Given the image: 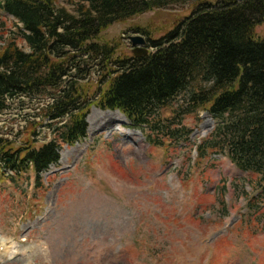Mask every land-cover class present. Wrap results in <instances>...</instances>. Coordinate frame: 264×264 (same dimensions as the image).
Wrapping results in <instances>:
<instances>
[{"label": "rangeland", "instance_id": "obj_1", "mask_svg": "<svg viewBox=\"0 0 264 264\" xmlns=\"http://www.w3.org/2000/svg\"><path fill=\"white\" fill-rule=\"evenodd\" d=\"M76 1L59 5L73 12ZM191 10L188 2L147 12L114 23L97 41L130 57L133 28L158 38ZM0 24L1 48L14 27L1 11ZM254 37H264V21ZM17 45L26 49L23 41ZM40 104L23 98L0 113V135L11 148L29 136V121L40 122L36 146L52 138L46 124L55 121L40 118ZM116 113L92 105L86 137L60 143L58 163L41 173L39 184L31 169L10 178L0 163V237L7 248L26 254L0 258V264H264V195L257 206L248 201L260 192L259 175L212 152L197 164L195 148L216 125L211 116L186 115L188 141L175 146L159 134V147L145 140L148 130Z\"/></svg>", "mask_w": 264, "mask_h": 264}, {"label": "trees", "instance_id": "obj_2", "mask_svg": "<svg viewBox=\"0 0 264 264\" xmlns=\"http://www.w3.org/2000/svg\"><path fill=\"white\" fill-rule=\"evenodd\" d=\"M60 1L0 0L14 27L0 48V113L26 98L42 101L38 115L55 121L46 124L52 138L38 146L39 120L27 123L29 136L15 149L0 135L1 164L18 177L31 169L39 184L41 173L58 163L60 143L86 137L94 104L118 110L159 147V134L175 146L186 143L183 117L205 111L216 125L195 148L197 164L208 152L223 154L239 170L259 175L260 192L248 201L263 197L264 37L255 38L254 28L264 21V0H77L73 12ZM188 2L190 14L158 38L133 28L146 39L144 56H117L114 45L97 41L114 23Z\"/></svg>", "mask_w": 264, "mask_h": 264}, {"label": "water", "instance_id": "obj_3", "mask_svg": "<svg viewBox=\"0 0 264 264\" xmlns=\"http://www.w3.org/2000/svg\"><path fill=\"white\" fill-rule=\"evenodd\" d=\"M129 40L132 46V55L135 57L144 56L147 53V49L145 47L146 41L143 37L135 35L130 36Z\"/></svg>", "mask_w": 264, "mask_h": 264}, {"label": "bare ground", "instance_id": "obj_4", "mask_svg": "<svg viewBox=\"0 0 264 264\" xmlns=\"http://www.w3.org/2000/svg\"><path fill=\"white\" fill-rule=\"evenodd\" d=\"M116 114H117V117H119L121 120L124 119L122 117V115H119L118 113H116ZM4 242H5L4 239L2 237H0V258H7L8 256L10 257L11 255H14V256H17V255H20V256L21 255H26L24 251L22 253H17L15 251H12L10 248H7L6 247V245H5ZM14 256H11V257L14 258Z\"/></svg>", "mask_w": 264, "mask_h": 264}]
</instances>
